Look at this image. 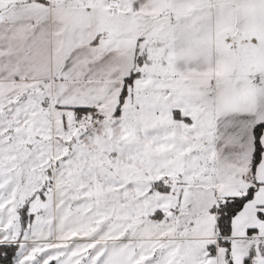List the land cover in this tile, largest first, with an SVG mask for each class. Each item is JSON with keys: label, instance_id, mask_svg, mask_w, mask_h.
Wrapping results in <instances>:
<instances>
[{"label": "snow or ice", "instance_id": "obj_1", "mask_svg": "<svg viewBox=\"0 0 264 264\" xmlns=\"http://www.w3.org/2000/svg\"><path fill=\"white\" fill-rule=\"evenodd\" d=\"M0 264H264V0H0Z\"/></svg>", "mask_w": 264, "mask_h": 264}]
</instances>
